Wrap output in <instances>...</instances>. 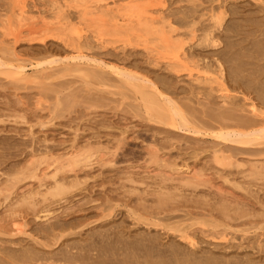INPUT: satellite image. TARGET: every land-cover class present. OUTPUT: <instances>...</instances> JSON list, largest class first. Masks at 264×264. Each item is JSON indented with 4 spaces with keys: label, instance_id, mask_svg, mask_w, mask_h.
Wrapping results in <instances>:
<instances>
[{
    "label": "rangeland",
    "instance_id": "1",
    "mask_svg": "<svg viewBox=\"0 0 264 264\" xmlns=\"http://www.w3.org/2000/svg\"><path fill=\"white\" fill-rule=\"evenodd\" d=\"M15 1L17 2V0H0V38H5V41H2V39L0 40V44H2L0 45V60L4 58L8 59L9 55L6 56L8 54V51L7 49L5 50L6 45L12 47L26 64V72L31 73L33 71H36V68H33V66L37 63L39 64L38 69H40L45 65L46 67H48V62L58 59L62 60V58L64 57L73 56V52L70 50V48L56 38H51L46 40L44 43H40L35 40L28 41V36L27 38L26 36H24L29 26L32 30H39L36 33H41V31H52V28L56 26L55 22H57V19H55L54 17L55 14L51 12L52 10H49V8L51 7L49 4V0H24L25 2L22 0H18L17 3ZM21 1L27 4H24V6L26 5V8H24L27 10H25V15H23V18H25L29 14L28 18L30 19H27L26 17L24 20L17 21L18 15L15 14L16 11L18 13V10H16V8L19 7ZM57 1L60 3H66V0ZM96 1H100V3L105 4L106 7H109L111 9H116L117 6H123L128 2V0ZM142 1L144 0H139L135 4L141 5L144 3ZM149 1L155 3L157 0ZM160 1L162 2L163 0ZM166 1L167 2L165 7L167 8L166 11H169V13L175 9L188 8V6L194 7L195 2L194 0ZM215 3L218 4V2H214L213 4L215 5ZM227 3L230 7H234L233 9L236 8V11L234 10V13L237 12V14H228L229 12H227L226 15V23H229L228 25L233 24L237 26L235 28L236 32L235 29H233V26H230L231 29H228L227 33H229V30L230 32L234 31L236 33V37H231V35H234L233 32L229 33V40L234 39L236 41H239L238 43H240V40H242L244 42L241 41V47L245 49V47H247L246 45H250L247 48L249 49V51L252 50L253 48L251 47L253 43L251 44L250 40L251 42L257 44L260 40L263 39L262 37H264V0H258V2L255 0H229L228 2L227 0L225 4ZM70 7L71 6H65L64 10H66L65 12L68 13L70 22H72L71 24L79 27V30H81V34L86 35L88 40H90L89 38L93 37L95 27L89 25L87 27L86 24H88V22L85 21V24L82 21L81 14L77 11V9ZM116 11L117 10H113L110 13L111 17H114ZM13 14L15 15V17ZM229 15L232 16L230 17ZM175 16L182 18V15L180 13L176 14ZM14 18H16L17 20H15ZM41 18L45 21H41ZM181 18L176 19L180 20ZM53 19H55L54 22ZM184 19L185 17L182 18V20ZM228 19L231 20L229 21ZM233 20L235 21V24ZM89 22L92 21L89 20ZM31 24L34 27L31 26ZM185 26L183 24L179 25L180 29L178 32L183 33L184 31L185 33H187L188 26ZM45 27H48L49 30ZM261 29L263 31H261ZM258 30L260 31L258 32ZM4 31L7 32V34ZM146 31L147 30L145 29H139L137 26L133 27L134 33L129 31V35H127L126 33H114L112 31H107V34L105 35L107 41L105 40L106 42L103 43L104 46H98L97 41L94 42L95 40L91 39V47L88 50L85 49V53L91 60H102L109 67L123 66V68L127 70V72L130 71L135 75H145L152 80H154L155 78L159 79L160 76V78H163V80L161 81L165 83L163 85L167 89L170 88V94H172L171 97L175 99L178 98L179 101H188L192 105L194 101L197 100V105L195 104L196 102L194 103L196 106L195 111L193 112L194 115H192V117L188 116L190 125L188 124L187 126L191 128L193 124L196 127L204 126L203 128L210 129V131H212L211 133H214L213 129H216L214 126L216 124H214L213 121H211V126H205L200 122V120H198V118L201 119L203 117L202 119L204 121L208 120V118L206 117V115L208 114L207 112L209 111L208 106L211 107L212 105V107H216L218 105H221V102L219 101L220 99L218 97H215V99H218L216 101L213 98L211 103L209 105L207 104V112L201 111L206 107L202 105L203 100H201L200 95L195 94L194 83H192V86H190L192 80H190V78L186 76L187 71H181L182 73L179 72L178 74L169 73V71L167 72L163 64V62H166L165 58L159 59V66L155 67L152 65V60L150 61V59L157 57L156 53L153 54L154 52H151V54H149L150 52L148 50H144L143 48V45L145 44H141L143 42H146V44H148V42L150 41H147L148 39L146 38L147 36L145 34ZM260 32L261 34H259ZM14 33H16V35L19 34L18 39L15 43L13 41L15 40L13 37V35H15ZM40 33L38 34L40 35ZM227 33L224 32V34ZM184 37L186 38V40L189 39V36H187L186 34L183 36V38ZM252 37L256 38L254 39ZM247 39H249V41ZM192 41H194V39H189V41H187L189 42L187 43V45L189 46L190 42L192 43ZM136 42L140 45H137ZM187 45L185 47H187ZM247 48L245 50H247ZM192 50H194V48H192ZM247 51L244 54L247 55ZM147 52L149 53L146 54ZM162 52V56H165L164 51H161V53ZM237 52H239V50ZM241 52L243 51H240V53ZM248 54H250L249 58L254 57V55H251V53L248 52ZM148 56H151V58ZM147 57L150 59L147 60ZM261 57H258V59ZM249 58L247 59L246 56L244 58L242 57V61L245 62L247 68L252 65L250 67L251 71L254 70L255 67V71L257 70V68L259 69L264 61V57L261 58L262 60L259 59L260 61L257 58H255L256 60H254V58L249 60ZM163 59L165 61H162ZM246 62L251 64H248ZM53 64L54 63L50 65ZM258 65L259 67H257ZM30 66H32V68ZM48 71L49 70H46V72ZM192 71V73H194V70ZM61 73H64V71L60 72V74L55 77L57 81L54 80L55 78H51V86H53L52 88H55L56 90L58 89L57 91L50 90L52 88L48 87V90L46 88L41 89L42 86L40 87L35 82H27L29 84H26L23 82L11 81L7 76L0 74V180L5 178V175L11 173V171L8 170L14 169L12 167L16 166L17 168L18 166H20V168L18 169H22L23 165L27 164L29 160L34 159L31 156L33 154L36 158L40 157L41 153L47 155L48 153L61 155L65 151L77 150L78 147L87 149L89 146L92 147L94 145L92 149L93 151L95 149V151L91 152L94 156H91L92 158H90V161L87 165H91V169H85L84 167H88L83 165V163H78V167L76 164H72L73 167H66L65 171L63 172L65 176L70 177L68 179H71L76 174L77 178H81V184H79L76 188H69L67 189V191H53L51 197H48L45 201V204L48 203L46 208L48 207L53 211L52 215L54 216V218L50 219L51 222L56 218V215L54 214H57V217H65L69 221H72L71 219L77 216H93L87 219V221H76V223L78 224L70 225L63 232V235H65L64 239L60 238L59 240H55L51 237L45 239H43L42 237L40 238L39 236H37V233L35 234L31 229L34 227H39L42 224H47L49 222H45L43 221L44 218H40L41 216L39 215L43 213L38 212V214L34 211L33 214V209H31L29 205H22L17 203V200L19 199V197H17V194L28 190L30 188L28 184L33 185L35 182L34 179L25 178L24 180H22V182L19 181L17 184L15 183L16 186L12 185L10 187L7 186V183L1 184L0 187L3 188L0 189V223L2 221L3 223H1V225L3 226L0 225V229L5 228L4 223L7 221L6 219H10L9 212H11V210H15L17 211L16 222H20L19 224H24L25 226L22 225L21 229H23L25 232H28V234L14 233L15 231H10L8 227H6L5 229H9V233L2 231L1 229L0 250L1 248H4L7 251L18 252V250L29 249L39 254H50L52 257L61 256L69 245L76 244L81 246L82 244H85L84 242L80 241L84 238L86 239H84L85 241H89L92 237L86 236V232L90 230L89 228L94 229L93 226L95 225L98 228H96V230L99 232L104 231L106 228H108V226L109 228H122L120 232L124 233L122 234L123 236L125 235L123 238H128V241L130 240V242L138 241L137 238H140L139 235H150L154 237V235L157 233L159 242H162L165 245H169V243H171L173 245L175 244L177 246L191 250V247H189L188 244H185V241L181 240L178 237L177 233H173L172 231L167 229L162 230L158 227L153 228L150 222L154 221V219H146L145 221L142 219H138L136 218L137 216L135 217V215H131L129 210L134 211L135 214H142L146 217L150 215L146 214L147 212L159 210L160 213L155 214V216L161 218L162 221L167 223L169 222L174 224H182L184 225V227L191 222L195 223L192 225V229H195V237L196 240H198V243L194 248H192V250H200V252L202 250H207L209 253H213L215 255L223 253L225 255H233V253L234 255H237L238 253H241L245 250L250 252L252 249V251H254V248L256 249V247H253L251 249L248 247L243 248L244 246H246V242L242 240L241 236H243V238L250 237V240L253 239V236H258L259 238L264 237V180L255 181L251 178L253 180L252 182V180L250 181V178L246 179L248 167L251 163L259 164L264 162V145H262V147L258 146L260 148H256V146L253 148L251 147L253 150L254 148L256 150H254V152L252 153L251 150H249V154L243 153L247 152L248 150H243L242 152L237 149L233 150L234 152H238L237 154L233 153L232 151L235 158L234 163L230 166L218 165L213 161V154L211 150L212 148L216 147V144L220 142V140L216 139L215 137L206 135L203 130H201L200 132L181 129L176 130L171 128V126L169 127L165 125H159L148 121L145 116L141 114V110H135L134 106L138 104V101H133L131 98H129V96L132 97V95H135L132 94L133 90H131L130 87L126 86L124 88L127 91H120L119 87L113 85L106 86V83L104 84V86L92 82L93 80L88 81L86 84H83V82H81L75 74L71 73L68 75H61ZM36 75H38V73H36ZM177 76H179L180 79L177 78ZM165 77L167 78L166 80H164ZM63 83H70L71 87L62 89L61 87H64L62 85H65ZM110 83L117 84L114 81H110ZM59 84L62 85L60 86ZM172 84H174V87L172 86ZM36 85L37 87H39H33ZM156 85L160 87L161 83L156 81ZM13 87L15 88L13 89ZM74 87L77 88L79 94H77L78 92H69L70 90H75ZM80 88L85 92H82ZM189 88H193V91ZM228 88L232 89V86L229 84ZM39 89H41L42 92ZM47 91L48 95L47 93H45ZM49 91H51L50 93H52L53 91V93L49 94ZM65 91H68L66 92L68 96L66 98H69V101L65 99L66 95H63L66 94L64 93ZM185 91L188 94H183L186 93ZM125 93H129L126 94V96L129 95L128 98L125 96ZM68 94H71V97ZM123 95L124 97H122ZM63 97L64 99L62 100ZM189 97H191L193 100H189ZM255 100L257 101V99ZM37 101H40V104ZM129 105L131 108L129 107ZM197 107L198 109L201 108L200 112H204V114H202L203 116H200L201 114L197 113L199 112L197 110ZM52 108L53 110H51ZM133 108L134 110H132ZM196 114H198V118ZM212 123L214 127L212 126ZM121 140L123 143L121 142ZM82 142L86 143L82 144ZM113 142L114 144H112ZM97 145L98 147L100 145L102 146V148L101 146L99 147L101 148V150L98 152H96V149H98ZM32 150L33 153H31ZM100 152H102V154ZM104 152H107V155H110L112 158H114L111 159V157L107 156L106 153L104 154ZM153 152H155L156 156L158 157L155 161L151 160V155L153 154ZM102 155H106V158L104 157L105 159L103 160ZM96 157L99 159H97ZM115 158L116 160H114ZM106 161L107 163H105ZM159 161H161L162 163H158ZM162 164L164 167L162 166ZM174 165L177 166V169L179 168V171L177 170V172H174L173 170H171L176 168V166ZM44 166V163H41L38 169H40L41 171ZM75 167L77 168L74 169ZM23 168L25 169L26 166H24ZM70 168H72V170H69ZM77 169L82 170L79 172L76 171L77 173H74ZM197 170L203 171L202 173L206 171L204 173L205 175L203 174L202 177H205L204 179H206V182L202 183L203 180H201V183L197 184V180H195L196 182H191V184L194 183L192 187L181 185L179 187V193H181L183 196L178 195L172 196L171 198H166L165 195H161L162 199L158 200V197L154 193V187L158 183H161L163 178L167 177L170 174L169 176L174 180L176 179V181H178L177 178L190 180L191 178L194 179V173ZM28 171L29 169L25 173H27ZM72 171L74 172L72 173ZM83 171L84 173H81ZM50 172H52L50 169H48V171L46 170V173ZM128 173H133L134 179L142 176L150 177H142V181L145 184H141L138 182L132 183L127 181L124 177ZM186 174L189 175V177L185 176ZM191 175L194 177H192ZM85 178H87L88 180L86 179V181ZM170 183L175 184V181ZM195 184L197 185L195 186ZM235 184L241 185L242 187L245 186V190L236 188ZM33 186H36V184H34ZM131 189H133L134 191L129 192L128 190ZM248 189L250 190V193L247 192ZM13 190L15 193L13 192ZM172 191L173 190L170 189L168 192ZM15 197L17 198V200L15 199ZM236 198H239L241 202V204H239L241 206L238 205L239 211L237 212L239 213L241 211H244V215L243 217L238 216L235 219V214H233L234 211L231 209V211L229 212V210L230 207H232V205L234 204L233 202H235ZM231 199H234V201H231ZM13 202L15 204H13ZM9 203H12L15 206L11 207ZM244 203L246 207L244 206ZM42 205L43 204L41 203L37 207V209L42 207ZM105 205H110V207L113 209H105L104 212L109 213L110 215L101 218L99 221L97 219V214H100L101 209H103ZM22 210L23 212H21ZM19 213L21 215H19ZM21 216H23L24 218ZM22 219L24 220L22 221ZM102 220H104V222ZM88 221L90 222L89 224H87ZM110 224H112V226H110ZM214 224H219L220 226H214ZM226 224L230 227H228ZM253 225H255L254 228L252 227ZM213 227H215V229ZM246 230L248 231L244 232ZM97 231L96 234H98ZM206 231L209 233L208 236H205V233H207ZM212 231L226 232L227 234H229V236L227 235L228 240H222L217 236V239L215 237L212 238ZM29 232L33 234V236L29 234ZM35 239L37 241L39 240V242L44 241L46 244H48V246H46L44 243L42 245L37 243ZM48 251L49 253H47ZM121 258L122 256L119 258L120 261L123 259ZM142 259L144 260V258L135 257L133 258V260H136L138 262L136 263L132 260L133 262L131 261L132 263L129 264H140L142 262Z\"/></svg>",
    "mask_w": 264,
    "mask_h": 264
},
{
    "label": "bare ground",
    "instance_id": "2",
    "mask_svg": "<svg viewBox=\"0 0 264 264\" xmlns=\"http://www.w3.org/2000/svg\"><path fill=\"white\" fill-rule=\"evenodd\" d=\"M22 1L20 2L19 7H17L18 9L16 8V10H18V13L16 11L15 15H18L17 16L18 20L16 18L14 19L17 21L24 20L26 17L27 19H30L28 18L29 14L28 16L23 18V15H25V10H27L25 9L26 8L25 6L27 4L24 3L25 1L24 2ZM49 1H50L49 4L51 6L49 10H52L51 12L55 14V16L54 15L53 16L55 17V19H57L56 20L57 22H55L56 26L52 28V31H48V32L41 31V33L38 32L40 33V35L36 33L39 30H35V29L32 30L30 29V26H29L24 36H26V38L28 36V41L35 40L40 43H44L46 40L51 39V38H56L57 40L64 43V45L66 44L70 48V50L73 52V56L64 57L62 58V60L58 59L55 61L48 62V65H47L48 67H46V65L45 66L43 65L44 67H41L40 69H38L39 64L37 63L33 66V68L34 67L36 68V71H33L34 73L33 72L27 73L25 70L26 64L20 58L19 54L14 50V48L6 45L5 50L7 49L8 51V54L6 53L7 54L6 56L8 55L9 56H8V59L4 58L0 60V74L1 75L7 76L9 80L11 81L23 82L26 84H29L27 82H35L40 87L42 86L41 89H44V88L47 89V87L52 88L53 87L51 86L52 79L57 77L62 71H64V73H61V75L62 74L68 75L71 73L75 74L77 78H79L80 81L83 82V84H86L88 81L93 80L92 82L97 83V84L104 85L106 83L105 84L106 86L113 85V86L119 87L120 91L122 90L124 91L125 90L124 88L128 86L130 87L131 90H133L132 94H135L134 96L132 95V97L128 95L129 98H131L133 101L134 100L138 101V104L134 106L135 110L137 111L141 110L142 112L141 114L144 115L148 121L153 122L155 124H159V125H165L169 127L171 126V128L176 129V130L177 129L191 130L193 132L194 131L200 132L201 130H203L206 135L215 137L216 139L220 140V142L216 144V147L212 148L211 151L213 154V157H212L213 161L216 164L221 165V166H230L234 163L235 158L233 156V153L238 154V152H234L233 150L237 149L240 152H242L243 150L244 151L248 150L247 152H243V153H248L249 150H251V153H252L254 152V150H256L255 148L253 150L252 149L253 147L256 146L257 148L258 146L262 147V145H264V78H263L264 77V61H263V64H261L262 62L260 63L261 67H259V65L257 66L259 67V69L257 68L256 71H255V68H256L255 66H254L255 68L253 67L254 70L251 71L250 67L252 65L250 66L247 65L249 66V68H247L245 62L242 61V57L244 58L246 56L247 59L249 58L250 54H248V52L251 53V55H254V57L251 56L254 58V60H256L255 58L258 59V57H261V56L264 57V37H262L263 39L261 38L262 40L258 39L260 41L257 44L254 42H251L250 40V43L251 44L253 43L251 47L253 49L250 50L252 52H250L249 49L247 48L250 45H246L247 47H245V49L247 48L248 51L241 47L240 43L242 44V42L244 41L240 40V43H238L239 41H236L234 39L229 40L230 39L229 33L231 32H233L234 34V35H231V37L232 36L236 37L235 28L237 26L233 24L228 25L229 23L228 24L226 23L227 12H229L228 14H232L234 13V10L236 11V8L233 9L234 7H230L228 3L225 4L227 0H194L195 1L194 7L188 6V8L175 9L171 11L170 13L169 11H166L167 10V8L165 7L166 2H167L166 0H163L162 2L160 0H157L155 3L149 0H144L142 1L144 3L141 5L135 4L139 0H128L126 4H124L123 6L119 5L116 7V9H111L109 7H106L105 4L100 3V1H96V0L95 1L93 0H66V3H60L57 0H49ZM255 1L258 2V0H255ZM214 2H218V4L215 3L214 5L213 4ZM24 4L26 5L24 6ZM65 6L66 7L71 6L77 9V11L81 14L82 21L84 23L85 21L88 22V24L85 23L87 27L88 25L95 27V30H94L95 33L93 32V37L89 38L90 40H88L86 35L81 34V30H79V27H77L74 24H71L72 22H70L68 13H66L65 12L66 10H64ZM113 10H117V11L114 17H111L110 13ZM178 13L182 15V18L185 17V19L182 20L181 17H176L175 15ZM235 13L237 14V12ZM175 17L181 18L180 19L181 21L177 20ZM55 19H53V22L55 21ZM89 20H91L92 22H89ZM41 21L44 22L45 20H42L41 18ZM233 22L235 24L234 20ZM32 24L31 26H33ZM182 24L184 26L185 25L188 26L187 33L183 31L184 35L186 34L187 36H189L188 38L190 40L194 39L192 43L190 42L189 46L187 45V43H189L187 42L189 41V39L186 40L185 38L186 36L183 38L184 36L183 33L178 32L180 29L179 25H182ZM134 26H137L139 29L147 30L145 34L148 40L146 38L145 39L147 41L149 40L150 41L148 42V44H146V42H143L141 44H145L143 45L144 50H148L150 52V53L147 52L146 54L148 53L151 54V52L152 53L154 52L153 54L156 53L157 57L153 59H150L151 56H148L150 58L147 57L148 58L147 60L149 59L150 61L152 60L151 63L153 66L155 67L159 66L160 65L159 59L165 58L166 62H163V64L167 72L169 71V73L178 74L181 71L183 72L187 71L186 76H188V78L192 80L191 85L190 83L189 85L192 86V83H194V92L195 94L200 95L201 100H203L202 105L206 107V108H203L206 110H203V109L201 110V108L198 109L197 107V110L199 111L197 113L201 114L200 116H203L202 114H204V112L202 113L200 112V110L207 112V104L209 105L211 101L213 100V98L215 99V97H218L220 99L219 101L221 102V105L217 104L218 106L216 107L214 105H213L214 107H212V105L211 107L208 106L209 111L207 112L208 114L206 115L208 120L205 119L206 121H204L202 117L201 118L203 120L202 122V120L198 118V114H196L198 120H200V122L203 125L211 126L210 125L211 121H213L214 124H216L214 125L216 129H213L214 133H211L212 131H210V129L203 128L204 126L196 127L194 126V124L192 125V128L187 126L188 124L190 125L188 116L192 117V115H194L193 112L195 111V108H196L195 104L197 105V100L194 101V103L195 102L196 103L195 104L193 103L194 105L193 107V105L190 104V102L188 101H186L187 102L186 103L183 100L179 101L178 98L175 99L171 97L172 94H170L171 93V91L169 90L170 88L167 89L163 85L165 83L161 81L163 80V78H160V76H159V79L155 78L154 80H152V79H149L148 76H145V75L139 76V75H135L131 73L130 71L127 72V70H125L123 66L109 67L102 60H91L87 57V54L85 53L86 51L85 49L87 50L90 49L91 39L95 40L94 42L97 41L98 46H104L103 43L107 41L105 37V35L107 34V31H112L114 33H126L127 35H129V31L134 33L133 32ZM230 26H233V29H235V32L234 31L230 32L229 30V33H227ZM45 28L48 29V27H45ZM223 31L226 32L227 34H224ZM259 31L260 30H258V32ZM261 31L263 30L261 29ZM5 33L7 34V32ZM14 34L15 35H13V37L15 40L13 41L15 43L16 40L18 39L19 34L17 35L16 33ZM259 34H261V32ZM1 39L2 38H0V40ZM3 40L5 41V38L2 39V41ZM247 40L249 41V39ZM137 45H140V44L138 43ZM186 45L187 47H185ZM192 48H194V50H192ZM238 50L239 52H237ZM161 51H164L165 56H162L163 52L161 53ZM240 51H243V52L240 53ZM246 51H247L248 56L244 54ZM253 58H249V60ZM162 61H165V60L163 59ZM52 63H54L53 64L54 66L50 65ZM248 64H251V63H248ZM30 67L32 68V66ZM46 70H49V71L46 72ZM192 70H194V73H192L193 72ZM36 73H38V75H36ZM177 78H179V76H177ZM166 79L167 78L165 77L164 80ZM54 80H56V78ZM110 81H114L117 84H112L110 83ZM156 81L161 83L160 87L156 85ZM63 84L65 85L61 84L62 86H64V87H61L62 89L71 87L70 83H63ZM229 84L232 86V89H230L231 87L228 88ZM17 86H18V83H17ZM172 86L174 87V84H172ZM33 87H37V85ZM14 88L15 87H13V89ZM50 90L57 91L58 89L56 90L55 88H52ZM190 90L193 91V88ZM81 91L85 92L83 90ZM50 92L51 91H49V94L53 93V91L52 93ZM66 92L68 91H65L64 93ZM69 92L76 93L78 91H77V88H75V90H70ZM45 93H47L48 95V91ZM121 93H124V92H121ZM77 94H79V92ZM126 94H129V93H125V96ZM183 94H188V93L186 92ZM189 94H192V93H189ZM63 95H66L65 99L69 101V98H66L68 97L67 93ZM128 96L126 97L128 98ZM122 97H124V95ZM63 99L64 97L62 98V100ZM190 99L192 98L189 97V100ZM255 99H257V101ZM215 100L217 101L218 99L216 98ZM38 103L40 104V101ZM134 108L132 110H134ZM51 110H53V108ZM230 122H234V123H230ZM231 124H234V125H231ZM212 126H213V123H212ZM231 126L233 129L231 128ZM236 126H238L239 128ZM123 128H126V127H123ZM86 142L84 143L82 142V144H85ZM112 144H114V142ZM93 146L92 147L89 146L91 149L89 147L87 149H84L83 147L82 148L78 147L77 150L65 151L61 155L60 154L59 155L50 154V153H48L47 155V154L41 153V156L38 155L40 157L36 158L33 154L31 156L34 159L29 160L27 164L23 165V167L26 166L25 169L23 167L22 169H18L20 168V166H18L17 168L16 166H14L12 167L14 169L11 168L12 170H8V171H11V173L9 172L10 174L5 175L6 177L0 180V185L7 183V186L10 187L12 185L14 186L15 183L17 184L19 181L22 182V180H24L25 178L34 179L35 181L34 184H36V186H33L34 184L33 185L28 184L30 188L26 191H23L20 194H17L18 195L17 197H19V199L17 200L16 197L15 199L17 200V203L19 204L29 205L30 208L33 209L32 211L33 214H34V211L37 213L38 212L43 213L39 215L41 216L40 218H44L43 221L49 222L47 224L41 223L42 225H40L39 227H34V226H33L34 228L31 227L32 228L31 230L35 234L37 233V236H39L40 238L42 237L43 239H45V238L51 237L55 240H59L60 238L64 239L65 235H63L64 234L63 232L70 225L78 224L76 223V221H82V220L87 221V219L93 216V215L89 217L88 216L85 217L84 215L83 217L77 216L71 219L72 221H69L65 217H62V218L61 216L57 217V214H54L56 215V218L54 219V221L51 222L50 219L54 218V216L52 215L53 211L50 210L48 207L46 208L48 203L45 204L46 199L48 197H51V194L53 193V191H65V190L67 191V189L72 188V187L76 188L79 184H81V181H80L81 178L80 179L77 178L76 174L73 177L71 176L72 177L71 179H68L70 177L65 176L63 172L65 171L66 167H71V166L73 167L72 164H76L78 167V163H81V164L83 163V165L87 166L88 162L90 161V158H92L91 156H94L91 153L93 151L92 149ZM99 147L98 149H96V152L101 150L102 146L101 148ZM31 153H33V150ZM100 153L102 154V152ZM105 153L107 155V152H104V154ZM106 155L104 156L102 155L103 157L102 160L106 158ZM107 156H110V155H107ZM151 157H152L151 160H154V161L156 160V158H158L155 152H153ZM113 158L111 157V159ZM114 160H116V158ZM160 162L161 161H159L158 163ZM41 163H44L45 166L40 171L38 167L41 165ZM105 163H107V161ZM77 167H75L74 169H76ZM87 167L88 168L86 167L84 168L91 169V165ZM28 169L30 172L28 171L27 173H25ZM48 169H50L52 172L46 173V170L48 171ZM178 169L176 166V168L171 169V170H173L174 172H177ZM69 170H72V168H70ZM81 170L82 169H79V170L77 169L75 170V172L72 171V173L73 172L77 173L76 171L79 172ZM202 172L203 171L201 170L195 171L194 173L195 177L191 175L192 177H194V179L191 178L190 176L191 178L190 180L188 179L184 180V178L176 177L178 181H176V179L175 180L172 179L169 176L170 175L169 174L167 177L162 179L161 183L157 182L158 184L154 187L155 188L154 193L158 197V200L162 199L161 195H165L166 198H171L172 196H178V195L183 196L181 193H179L180 191L179 187L181 185L192 187L194 183L191 184V182H196L195 180H197V184H200L201 180H203L202 183L206 182V179H204L205 177L202 178L203 174L206 171L204 173ZM81 173H84V171ZM190 173H193V172H190ZM246 175H247L246 179L250 178V181L252 179L255 181L264 180V162L259 163V164L251 163L248 167V173ZM185 176L189 177V175L187 174ZM124 177L129 182H132V183L138 182L141 184H145L142 181L143 180L142 177L149 178L150 176L148 177L142 176V177H137L136 179H134L133 173H128ZM86 179L87 178H85V180ZM174 181H175V184L170 183ZM197 184H195V186ZM235 186L236 188L245 190V186L242 187L241 185H238V184H235ZM2 188L3 187H0V189ZM170 189H172L173 191L168 192ZM250 189H251V186H250ZM128 191L131 192L134 190L131 189ZM247 192L250 193V190L248 189ZM255 195H254V198H255ZM232 200L234 201V199H231V201ZM14 202L13 204H15ZM41 203L43 204L42 207L37 209V207ZM233 203H234L233 205L230 204L232 205V207H230L229 212L231 211V209L234 211L232 212L233 214H235L234 215L235 219L238 216L243 217L244 211H241L239 213L237 212L239 211L238 205L241 204L240 199L236 198L235 202ZM13 204L9 203L11 207L15 206ZM244 206H245V203H244ZM105 209H113V208H111L110 205L108 206L105 205V207L101 209L100 214H97V219L99 221L101 218H104L110 215L109 213L104 212ZM21 212H23V210ZM129 212L131 215H135V217L137 216L136 218L142 219L144 221L146 219L148 220L154 219V221L150 222L153 228L158 227L162 230L167 229V230L172 231L173 233H177L178 237L181 240L185 241V244H188L189 247H191V250L185 249L184 247H180L175 244L173 245L171 243H169V245L167 244L165 245L164 243L158 241L159 239L157 237L158 236L157 233L154 235V237L150 235H139L140 238H137L138 241L130 242V240L128 241V238L126 239L123 238L125 235L123 236L122 234L124 233L120 232L122 228L121 229H119V227L109 228L108 226L109 229L105 227L107 230L105 229L104 231L99 232L96 230L97 227L94 224L95 225L93 226L94 229L89 228L90 230L86 232V236L92 237L89 241H85L86 239L84 238L85 240L84 239L80 240L85 243V244H82L81 246L76 245V244L69 245L68 248L63 252L61 256L52 257L50 254L49 255L39 254L29 249L18 250L17 252V251H7L4 248H1L0 264H129V263H132L133 261L136 263L138 262L136 260H133V258L135 257L144 258V260L142 259V262L140 264L142 263L143 264L145 263L146 264H264V237L259 238L258 236L256 237L253 236V239L250 240V237L243 238V236H241L242 240L246 242L245 244L246 246H244L243 248L248 247L251 249L253 247H256V249L254 248V251H252L253 249L250 252L246 250L245 251L241 250L242 252L238 253L237 255H234V253L233 255H225L224 253L215 255L213 253H209L207 250H202L201 248H200L202 250L201 252L200 250L198 251L192 250V248H194L195 245L198 243V240H196V237H195V229L194 230L192 229V225L195 223L191 222L184 227V225L182 224L164 222L161 220V218H159L158 216H155V214L160 213L159 210L153 211V212L152 211L147 212L146 214H150L148 215V217L142 214H135L134 211L132 210H129ZM9 213H10V219L9 218H8L9 220L6 219L8 222L6 221L4 223V227L5 228L8 227L10 231L14 230L15 231L14 233H17V234L18 233L28 234V232H25L23 229H21L22 225L24 224H19L20 222L19 223L16 222L17 211L11 210V212ZM19 215L21 214L19 213ZM23 220L24 219H22V221ZM102 221L104 222V220ZM1 223L3 222L1 221ZM89 223L90 222L88 221L87 224ZM218 225L219 224H214V226H218ZM110 226H112V224H110ZM227 226L230 227L229 225ZM254 226L255 225H253L252 227L254 228ZM5 228H1L2 231L9 233L8 232L9 229L7 230ZM213 228L215 229V227ZM95 230L98 232V234H96ZM247 231L248 230L244 232H247ZM211 233H212L211 234L212 238L213 237L216 238L217 236L218 238L222 240H228L227 235L229 236V234H227L226 232H218V231L213 232L212 231ZM29 234L31 233L29 232ZM31 235L33 236V234ZM208 235H209L208 232L205 233V236H208ZM36 242L41 245L44 243L46 246H48V244H46L44 241L39 242V240L38 241L36 240ZM241 246H242V243H241ZM47 253H49V251ZM121 256L123 259L124 258L125 259L123 260L121 258L122 260L120 261L119 258Z\"/></svg>",
    "mask_w": 264,
    "mask_h": 264
}]
</instances>
